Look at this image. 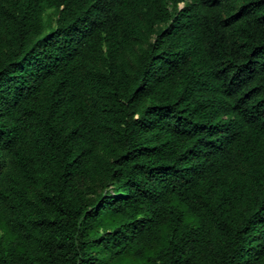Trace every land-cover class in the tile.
Listing matches in <instances>:
<instances>
[{"label": "trees", "instance_id": "1", "mask_svg": "<svg viewBox=\"0 0 264 264\" xmlns=\"http://www.w3.org/2000/svg\"><path fill=\"white\" fill-rule=\"evenodd\" d=\"M0 230V264H264V0H0Z\"/></svg>", "mask_w": 264, "mask_h": 264}, {"label": "rangeland", "instance_id": "2", "mask_svg": "<svg viewBox=\"0 0 264 264\" xmlns=\"http://www.w3.org/2000/svg\"><path fill=\"white\" fill-rule=\"evenodd\" d=\"M110 190V189H109ZM97 191L98 192H104V191H106V190H104V188H102L101 187V185H100V183L98 184V186H97ZM3 233H2V230H0V235H2ZM131 264H145V263H143V262H139L138 260H135L134 262L132 261V263Z\"/></svg>", "mask_w": 264, "mask_h": 264}]
</instances>
